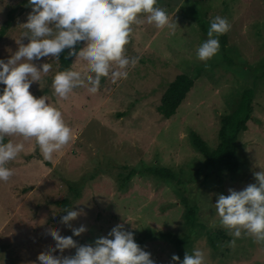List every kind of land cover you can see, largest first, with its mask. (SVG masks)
<instances>
[{
  "label": "rangeland",
  "instance_id": "374dc122",
  "mask_svg": "<svg viewBox=\"0 0 264 264\" xmlns=\"http://www.w3.org/2000/svg\"><path fill=\"white\" fill-rule=\"evenodd\" d=\"M157 6L176 20L175 32L156 28L140 14L142 22L132 25L125 45V54L139 57L138 63L116 83L102 77L95 94L76 88L66 99L57 97L51 81L59 59L34 61L37 66L49 62L51 68L29 90L60 108L73 140L53 161L42 158L35 138L24 140V150L8 162L14 175L0 182V264H35L55 244L49 230L72 235L60 219L67 207L82 210L70 222L86 227L73 236L77 246L124 223L156 264H170L173 254L182 260L193 248L204 252L205 264H264V242L242 234L230 245L234 238L221 226L214 205L218 193L255 183L254 172L264 168V0H158ZM30 10L27 0H0V28L15 13L0 37V58L16 51ZM215 16L227 18L230 29L219 36L218 53L200 61L196 49ZM71 68L83 71L86 64L74 57ZM179 74L193 76L194 85L176 113L164 118L161 98ZM245 88L255 90L253 114L239 135V170L231 176L206 165L192 132L214 150L221 118L237 107ZM123 166L167 167L178 180L137 173L121 188L117 177L127 172ZM64 199L70 205H57ZM184 199L197 207L193 227L185 222ZM213 229L221 232L212 235L216 248L209 240ZM74 253L69 248L63 255Z\"/></svg>",
  "mask_w": 264,
  "mask_h": 264
},
{
  "label": "clouds",
  "instance_id": "9594fccd",
  "mask_svg": "<svg viewBox=\"0 0 264 264\" xmlns=\"http://www.w3.org/2000/svg\"><path fill=\"white\" fill-rule=\"evenodd\" d=\"M157 4L158 0H27L31 10L21 24L26 31L16 39V51L7 59L0 58V85L4 86L0 90V182L14 175L8 162L24 150V140L35 138L45 161H53L54 154L73 140V130L60 108L49 102L46 95L37 97L29 90L51 68L49 62L37 66L34 61L46 57L57 60L68 49L66 56L82 59L86 68L56 71L51 81L53 94L66 99L76 88L95 94L102 77L116 83L126 79L128 69L138 63L139 57L125 54V45L132 25L142 22L140 14H145L147 23L156 28L175 32L176 20H170L165 9ZM229 29L227 18L213 17L207 39L196 49L197 59L207 61L216 55L220 49L219 36ZM23 37H27V43ZM80 44L77 49L75 46ZM254 177L256 182L242 190L229 188L227 195L217 194L215 213L221 226L234 238L230 245L242 234L257 243L264 242V168L254 172ZM65 211L60 219L71 228L72 235H61L59 229L49 230L46 235L55 244L39 254L35 264H156L124 223H117L107 235L92 243L77 246L73 236L86 231V227H73L70 222L82 210L67 207ZM69 248H75V253L63 255ZM57 250L60 254H54ZM173 262L205 264L204 252L193 248L191 253L185 252L182 260L173 254L170 264Z\"/></svg>",
  "mask_w": 264,
  "mask_h": 264
},
{
  "label": "trees",
  "instance_id": "16d2710c",
  "mask_svg": "<svg viewBox=\"0 0 264 264\" xmlns=\"http://www.w3.org/2000/svg\"><path fill=\"white\" fill-rule=\"evenodd\" d=\"M251 2L253 0H246ZM15 19V13L11 12L8 15L7 20L0 28V37L3 36L7 29L12 25ZM82 44L76 45L79 49ZM68 49L60 53L58 70L70 68L74 59L73 57L66 56ZM194 85V77L187 74H179L168 85L165 90L161 103L159 105V112L164 118H169L174 115L185 99L187 93ZM254 88H245L242 91L240 101L237 107L229 114H225L221 118V126L219 129V143L214 150H211L206 141L198 135L196 132H192V140L194 146L205 157L206 165L210 168H218L221 171H225L231 176H234L239 170V161L237 160L238 154V139L241 132L245 131L248 126L247 123L251 119L253 114V102L255 97ZM7 140V138H5ZM123 172L117 177L119 187H125L126 183L137 173L148 174L158 178L178 180L177 173L163 166H144L138 170L134 167L123 166ZM69 199L60 200L57 202L59 206L70 205ZM185 204V222L188 227H193L197 222V207L188 202V199H184ZM214 230V229H213ZM211 230L209 233V240L212 242L213 247H217L214 244V237L212 235H220L221 232L217 230Z\"/></svg>",
  "mask_w": 264,
  "mask_h": 264
}]
</instances>
